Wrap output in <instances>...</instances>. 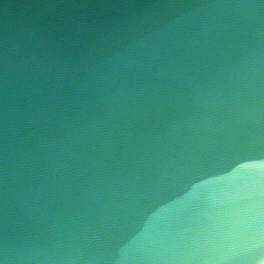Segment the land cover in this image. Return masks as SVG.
I'll return each mask as SVG.
<instances>
[{
  "label": "water",
  "instance_id": "1",
  "mask_svg": "<svg viewBox=\"0 0 264 264\" xmlns=\"http://www.w3.org/2000/svg\"><path fill=\"white\" fill-rule=\"evenodd\" d=\"M0 264H264V0H0Z\"/></svg>",
  "mask_w": 264,
  "mask_h": 264
}]
</instances>
